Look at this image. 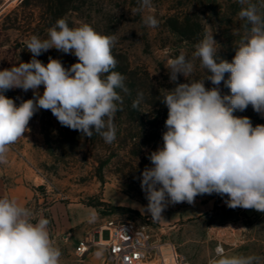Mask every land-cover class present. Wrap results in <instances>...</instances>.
Listing matches in <instances>:
<instances>
[{
    "label": "rangeland",
    "instance_id": "374dc122",
    "mask_svg": "<svg viewBox=\"0 0 264 264\" xmlns=\"http://www.w3.org/2000/svg\"><path fill=\"white\" fill-rule=\"evenodd\" d=\"M140 0H0V70L30 62L32 54L25 41L36 35L48 38V31L60 18L70 27L88 24L98 33L115 38L112 54L126 59L130 68L142 74L143 99L138 109L122 106L115 114L116 140L107 144L98 134L91 138L77 130L62 126L50 110L40 109L28 124L29 131L10 146L7 164H0V172L8 179L18 178L27 187L25 205L36 218L53 220L46 211L56 206L58 217L67 224L62 211L64 205L77 206L75 217L80 222L72 230L82 236L115 219L132 221L146 226L151 232L176 246L190 264H208L215 257L218 245L225 254L255 255L258 264H264V213L254 209H231L225 204L227 196L213 193L198 195L193 204L187 202L168 204L159 219L142 210L148 201L140 186L145 167H152L149 154L163 146L162 130L155 122L160 108L147 105L160 102L165 90L175 85L169 82L167 62L183 50L192 58L195 45L206 32L213 33L218 45V55L231 62L235 47L244 35V23L238 13V0H152V9L138 12ZM256 3L264 15V0ZM154 15L158 27L150 28L143 17ZM179 18V21L175 19ZM174 19V20H171ZM189 19L191 27L187 39L174 33L181 22ZM179 23V24H178ZM59 59L65 68L78 62L74 54H65L55 48L36 57L45 65L48 58ZM122 59V58H121ZM196 68L188 80H200L207 71L195 61ZM229 74H225V79ZM179 83L187 82L180 75ZM205 87L211 88L210 81ZM222 95L230 90L220 85ZM42 95L44 88L38 89ZM159 93V96L156 95ZM15 101L33 98V90L20 88L4 93ZM235 116H247L253 126L264 124V117L249 105ZM95 211L98 218L89 222ZM73 222V220H71ZM53 230V226L51 227ZM53 236V235H51ZM57 246L62 255L60 264H108L105 254L91 258L99 250L83 257L74 253L77 237L57 236Z\"/></svg>",
    "mask_w": 264,
    "mask_h": 264
},
{
    "label": "clouds",
    "instance_id": "9594fccd",
    "mask_svg": "<svg viewBox=\"0 0 264 264\" xmlns=\"http://www.w3.org/2000/svg\"><path fill=\"white\" fill-rule=\"evenodd\" d=\"M239 17L245 21L244 35L235 47L231 62L219 55L213 33L206 32L195 45L192 58L181 50L169 59V82L162 102L168 109L162 134L163 146L152 151L140 186L148 201L143 212L159 219L168 204H193L198 195L227 196L225 204L235 209H254L264 213V124L253 126L247 116L233 113L249 105L264 117V15L251 0H238ZM152 9V0H140L138 12ZM143 23L155 28L154 15ZM115 38L98 33L88 24L70 27L60 18L48 31L47 39L33 35L25 41L32 54L30 62L0 70V164H7L10 146L29 131L28 124L40 110H50L58 122L91 138L98 134L105 143L116 140L114 118L128 93L125 77L114 71L112 54ZM55 48L74 54L78 62L65 68L59 59L48 58L45 65L36 57ZM207 71L200 80H188L195 61ZM229 74L225 79V74ZM182 75L187 82L179 83ZM210 81L211 88L205 87ZM223 82L230 94L222 95ZM43 86L41 95L38 91ZM33 90V98L19 106L4 94L10 89ZM143 93L132 107L138 109ZM98 214L92 211L89 222ZM50 221L36 218L17 200L0 197V264H60L62 255L51 239ZM103 255V250L95 253ZM260 257L225 254L218 245L208 264H258Z\"/></svg>",
    "mask_w": 264,
    "mask_h": 264
},
{
    "label": "built area",
    "instance_id": "2783aa9c",
    "mask_svg": "<svg viewBox=\"0 0 264 264\" xmlns=\"http://www.w3.org/2000/svg\"><path fill=\"white\" fill-rule=\"evenodd\" d=\"M94 249L103 250L108 264H190L174 244L132 221H105L77 241L74 253L83 257Z\"/></svg>",
    "mask_w": 264,
    "mask_h": 264
},
{
    "label": "crops",
    "instance_id": "0c3cea01",
    "mask_svg": "<svg viewBox=\"0 0 264 264\" xmlns=\"http://www.w3.org/2000/svg\"><path fill=\"white\" fill-rule=\"evenodd\" d=\"M7 174H4V172H0V197H9V198H13L15 200H17V202L19 204H21L22 206L25 205V195L28 194V189L27 187L22 183V181L18 178H12V179H8L7 178ZM57 205H52L49 208L46 209L49 218L53 220L52 226H53V230H51V227L49 226V230H50V236L51 239L54 243L55 246H57L58 243V239L57 236L58 235H64V238L69 236V238L71 237H77L80 239L84 238L86 235L82 236V232L80 231H76V230H72V227H75L76 225H78L80 222H78L77 218L75 217V215H77L76 213H73L75 210H79L77 209V206H74L72 204H68V205H64L61 209L65 215V219L67 221L66 225H63L61 218L58 217V215H55V209H56ZM71 220H73V222H71ZM95 229H93L94 231ZM92 231V232H93ZM91 233V232H89ZM88 233V234H89ZM93 261H97L98 258L97 256H93L91 258Z\"/></svg>",
    "mask_w": 264,
    "mask_h": 264
},
{
    "label": "trees",
    "instance_id": "16d2710c",
    "mask_svg": "<svg viewBox=\"0 0 264 264\" xmlns=\"http://www.w3.org/2000/svg\"><path fill=\"white\" fill-rule=\"evenodd\" d=\"M199 2H201L202 0H197ZM206 2H210L211 0H205ZM203 3V2H201ZM179 18L175 19L176 21ZM174 20V19H171ZM189 19H186L184 21L181 22V29L183 30H175L174 33L180 35L181 37L187 39V33L188 31H190V21H188ZM179 24V23H178ZM116 60H117V66L114 69V71H118L119 73H121L126 79L124 81L125 86L129 89V92L126 94L124 92H122L121 90L117 89L118 93L123 97V103L122 106H126V107H132V102L134 99H136L137 94L138 93H143L142 90V84L141 81H145L147 80L146 78H144L142 76V74H139L136 70L131 69L127 60L124 59L121 56H115L113 55ZM122 58V59H121ZM156 95L159 96V93H156ZM146 102V100L143 99V101L141 102L140 106H142L144 103ZM147 105H150L152 107H156L158 106L160 108L159 114L157 116V118L155 119L156 123L160 126L162 132L164 133L167 129L165 128V121L167 119V115H168V109L166 107V105L160 101V102H147Z\"/></svg>",
    "mask_w": 264,
    "mask_h": 264
},
{
    "label": "water",
    "instance_id": "95a60500",
    "mask_svg": "<svg viewBox=\"0 0 264 264\" xmlns=\"http://www.w3.org/2000/svg\"><path fill=\"white\" fill-rule=\"evenodd\" d=\"M107 237V236H106Z\"/></svg>",
    "mask_w": 264,
    "mask_h": 264
}]
</instances>
